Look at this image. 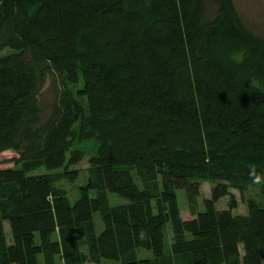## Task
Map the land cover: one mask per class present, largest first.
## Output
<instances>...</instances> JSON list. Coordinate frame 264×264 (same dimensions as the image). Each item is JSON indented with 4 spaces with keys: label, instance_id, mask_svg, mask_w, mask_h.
<instances>
[{
    "label": "trees",
    "instance_id": "16d2710c",
    "mask_svg": "<svg viewBox=\"0 0 264 264\" xmlns=\"http://www.w3.org/2000/svg\"><path fill=\"white\" fill-rule=\"evenodd\" d=\"M208 1L0 0V152L19 165L0 170V264H264V36L233 0ZM47 74L61 88L43 116ZM88 140L97 151L71 202L56 183L77 179L72 143ZM203 181L210 196L182 219L176 191L193 205ZM248 185L262 200L234 215L230 189ZM107 192L128 203L109 207Z\"/></svg>",
    "mask_w": 264,
    "mask_h": 264
},
{
    "label": "rangeland",
    "instance_id": "374dc122",
    "mask_svg": "<svg viewBox=\"0 0 264 264\" xmlns=\"http://www.w3.org/2000/svg\"><path fill=\"white\" fill-rule=\"evenodd\" d=\"M235 7L240 15L242 22L244 23L245 27L255 35L264 36V0H233ZM209 10L214 11L216 8V1L209 0L208 1ZM7 52V50L3 51V53ZM243 57V53H238L234 55L235 60H240ZM60 78L47 74L43 77L42 87L40 89L38 95V102L41 108L42 115L45 116L51 107V104L56 98L58 87H60ZM77 85L70 84L66 88H68L76 97H77ZM79 99L81 97H78ZM74 148H77L82 151L83 157L82 159L77 162L76 164L72 165L71 168L78 170V177L74 182H67V181H60L57 182L56 185L65 189L69 199L73 202L77 196L79 195V188L87 183L89 178V159L91 156L95 155L98 147V142L94 140L88 141H75L72 143ZM18 154L12 150H5L0 152V170H5L9 168L19 167L17 163ZM45 172L44 168H39L35 171V173H43ZM133 176L136 182L139 184L140 187H143V182H146L140 174L137 173L136 170H132ZM213 184L209 181H203L200 185V195L196 198L195 203L192 205L191 202L187 199L185 193L182 190L176 191L177 196V206L179 215L182 219L192 218L194 212L197 210L202 209V201L204 198H208L210 196L211 186ZM230 192L235 197L237 202V207L232 210L234 215L236 214H246L247 207L245 200L247 198H255L257 200H262V196L260 194L259 188L256 185H248L247 188L240 192L237 189H230ZM97 193L96 191H91L89 193L90 196H95ZM107 204L109 207L128 203L126 199L119 197L114 193L107 192L106 194ZM228 204V197L221 198L216 203L217 209H225L227 208ZM151 205V212L152 214L157 213V206L156 201L152 200L150 202ZM103 228V223L99 213L94 214L93 217V233L99 234ZM4 231L6 239L10 240V230L7 222H4ZM173 237V232L170 228V225L167 224L165 228V250H168L171 240ZM57 236L53 235L52 239H56ZM80 250L83 253H87V240L86 238L79 241ZM136 256L138 258H151L152 253L148 250L138 249L136 251ZM264 262V260H263ZM38 263L39 264H46L44 255L38 256ZM54 264H65L63 255H55L53 257ZM111 263L110 260L103 259L98 262H94L91 260H87L84 264H109Z\"/></svg>",
    "mask_w": 264,
    "mask_h": 264
}]
</instances>
